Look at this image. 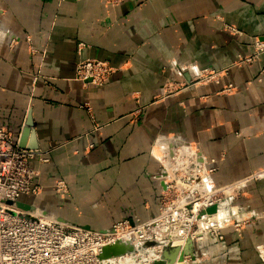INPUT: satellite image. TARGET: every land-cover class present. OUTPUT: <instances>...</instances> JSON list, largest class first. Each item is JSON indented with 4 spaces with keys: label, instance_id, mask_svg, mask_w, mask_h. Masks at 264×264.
<instances>
[{
    "label": "crops",
    "instance_id": "1",
    "mask_svg": "<svg viewBox=\"0 0 264 264\" xmlns=\"http://www.w3.org/2000/svg\"><path fill=\"white\" fill-rule=\"evenodd\" d=\"M263 35L264 0H0V127L21 140L31 116L25 142L39 146L29 165L42 192L21 202L94 230L148 220L156 156L169 162L160 138L215 160L216 186L264 168V53L240 63ZM89 58L116 68L104 85L75 79ZM203 69L220 76L191 86ZM168 79L187 87L167 96ZM243 191L244 225L197 242L203 264H264V179Z\"/></svg>",
    "mask_w": 264,
    "mask_h": 264
},
{
    "label": "built area",
    "instance_id": "2",
    "mask_svg": "<svg viewBox=\"0 0 264 264\" xmlns=\"http://www.w3.org/2000/svg\"><path fill=\"white\" fill-rule=\"evenodd\" d=\"M228 30L235 35H242L234 28L228 27ZM254 47L255 52L240 63H251L260 58L264 53V35L255 37ZM112 70L113 68L108 67L106 62L99 59H86L77 64L75 79L85 84L96 85L105 82V73ZM177 71L182 74L186 68H177ZM218 76H220L218 71L203 69L199 70L190 83L197 85L202 81L215 80ZM170 85L172 84L169 82L166 84ZM166 86L165 95L175 94L187 87H179L170 93L172 91H166ZM189 147L194 150L192 146ZM37 154L38 152L34 150L21 149L12 134L0 132V264H133L128 254L105 259L100 256L107 246L121 242L135 248L139 241L151 238L152 236H147V224H135L130 219H123L113 223L109 228L94 230L62 222L52 215L42 214L41 210L30 212L18 207L17 203L21 202L23 196L36 195L41 191L35 181L37 172L29 165L30 159ZM204 167L209 175L218 169L215 160ZM263 179L264 168L223 190L227 189L225 191L230 192V189L232 192L236 188L243 191L246 182ZM8 201L12 203L8 204ZM214 203H204L205 208L201 210L203 214L199 220L202 228L203 220L219 212V205L216 206L215 212L207 211L208 207L215 205ZM232 206L231 213L235 214ZM242 218L229 215L224 222L211 226L206 224L204 229L212 232L230 225L237 227L242 224ZM155 222L159 223L160 220L157 219ZM153 237L158 238L157 235Z\"/></svg>",
    "mask_w": 264,
    "mask_h": 264
},
{
    "label": "rangeland",
    "instance_id": "3",
    "mask_svg": "<svg viewBox=\"0 0 264 264\" xmlns=\"http://www.w3.org/2000/svg\"><path fill=\"white\" fill-rule=\"evenodd\" d=\"M101 61L106 62L108 67L113 68L110 62ZM114 71H116V68H113L110 73H105V82L92 85H104ZM168 80L170 81V79ZM172 82L174 81L171 80L169 83L172 84ZM208 82L210 81H202L200 84ZM177 86H182L180 81H175L174 84L166 86V91L170 90L172 91L170 93H173L176 91ZM170 95L172 94H168L167 96ZM83 107L89 112H92V107L88 104H85ZM0 132L12 134L18 141L20 147V140L17 139L11 130L6 127H0ZM159 144L163 145L164 154L169 163H165L164 160L156 156L159 164L158 179L160 178L162 180V186L159 190L158 212L145 221L131 220L135 224H147V236L152 237L139 241L140 243L132 251L121 255H130L133 264H152L163 259L165 250L178 248V258L174 264L177 262L183 264H203L210 257L208 254H198L195 250L196 243L207 240L214 241L215 238L222 241L223 230L228 227L226 226L218 231L212 232L202 228L199 220L203 214L201 210L205 208L204 203L215 202V205L207 208L208 212H215L217 209L216 206L219 205L220 207H226L230 210V215H236V218L240 219L242 216L240 212L242 207L239 200L244 191H238L236 188L232 192H226L225 190L227 189L223 190L233 183L216 186L212 180L213 174L209 175L204 167L213 160L209 162L199 160L196 149L191 150V147H189L191 146L190 144H182L181 142L174 143V141L172 142L171 139L167 138L158 139L154 147H157ZM21 149L34 150L27 148ZM34 151H37L39 154V148ZM182 151L183 153H181ZM208 188H211V190L209 191ZM53 189L56 194L61 196H64L68 191L67 184L64 180L56 181ZM41 192L42 190L36 195H39ZM230 202L236 207L230 205ZM213 206L215 209L211 211ZM231 206L235 214L231 213ZM39 210H42V214H49L43 209ZM157 219L160 220L159 223L155 222ZM242 220L243 222L240 226H230H233L235 229H240L244 225V218ZM222 221L224 222V219ZM154 235H157L158 238L153 237ZM182 254H184L183 260L179 261V257Z\"/></svg>",
    "mask_w": 264,
    "mask_h": 264
},
{
    "label": "water",
    "instance_id": "4",
    "mask_svg": "<svg viewBox=\"0 0 264 264\" xmlns=\"http://www.w3.org/2000/svg\"><path fill=\"white\" fill-rule=\"evenodd\" d=\"M185 77L188 80L190 79V77L188 76V73L187 74L185 73ZM32 126H33V121H32L31 116H29L28 121H27V126L23 130V135H22V138L20 140V147L21 148L34 149V150L39 148L34 143V141L31 144H29V145H27L26 142H25L26 138H27V135L31 132V127ZM11 203H12L11 201H8V204H11ZM17 205H18L19 208L24 209V210L33 209V208H31V206L25 205L22 202H18ZM214 209H215L214 207L211 208V211H213ZM132 250H133V247L131 245L119 242V243H116L114 245L105 247L103 249V252H102L100 258L105 259V258H109V257H112V256H118V255L127 253V252L132 251ZM178 251H179L178 248L165 250L164 253H163V259L159 260V261H156V262H154L152 264H174L176 262L177 258H178ZM183 256H184V254H182L179 257V261L183 260Z\"/></svg>",
    "mask_w": 264,
    "mask_h": 264
},
{
    "label": "bare ground",
    "instance_id": "5",
    "mask_svg": "<svg viewBox=\"0 0 264 264\" xmlns=\"http://www.w3.org/2000/svg\"><path fill=\"white\" fill-rule=\"evenodd\" d=\"M80 82H82L83 84H85L83 81H80ZM192 86V85H191ZM161 152V151H160ZM165 163H169V162H166L165 161ZM229 191L231 192V190L229 189ZM235 209H237V208H235ZM39 209H37L36 210V208L35 209H32V210H30V212H39L38 211ZM42 211V210H41ZM230 215V210L229 209H227L226 207H220V209H219V212L218 213H216L214 216H212V217H209V218H206L205 220H203L202 221V223H203V228H205L207 225L206 224H209L210 226L212 225V224H216V223H218V222H221L223 219H225V218H227L228 216ZM206 220H207V222H206ZM216 221V222H215ZM208 225V226H209ZM176 264H182V263H180V262H177Z\"/></svg>",
    "mask_w": 264,
    "mask_h": 264
}]
</instances>
